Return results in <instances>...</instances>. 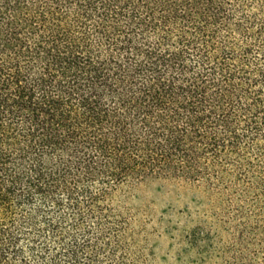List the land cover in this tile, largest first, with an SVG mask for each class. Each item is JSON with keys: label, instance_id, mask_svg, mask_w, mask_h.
<instances>
[{"label": "trees", "instance_id": "obj_1", "mask_svg": "<svg viewBox=\"0 0 264 264\" xmlns=\"http://www.w3.org/2000/svg\"><path fill=\"white\" fill-rule=\"evenodd\" d=\"M199 184V264H264V0H0V264H142L121 187Z\"/></svg>", "mask_w": 264, "mask_h": 264}, {"label": "rangeland", "instance_id": "obj_2", "mask_svg": "<svg viewBox=\"0 0 264 264\" xmlns=\"http://www.w3.org/2000/svg\"><path fill=\"white\" fill-rule=\"evenodd\" d=\"M129 212L131 245L142 264H199L211 250L214 208L204 187L147 179L117 193Z\"/></svg>", "mask_w": 264, "mask_h": 264}]
</instances>
